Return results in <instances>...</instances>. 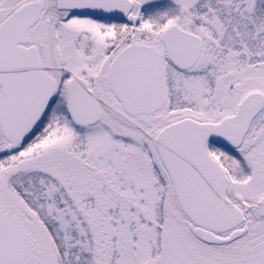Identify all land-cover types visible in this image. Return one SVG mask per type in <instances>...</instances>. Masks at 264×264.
<instances>
[{
	"label": "snow or ice",
	"instance_id": "obj_1",
	"mask_svg": "<svg viewBox=\"0 0 264 264\" xmlns=\"http://www.w3.org/2000/svg\"><path fill=\"white\" fill-rule=\"evenodd\" d=\"M0 264H264V0H0Z\"/></svg>",
	"mask_w": 264,
	"mask_h": 264
}]
</instances>
